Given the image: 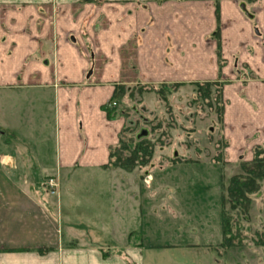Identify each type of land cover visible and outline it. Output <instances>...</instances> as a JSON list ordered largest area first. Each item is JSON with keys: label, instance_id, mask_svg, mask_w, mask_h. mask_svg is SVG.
Here are the masks:
<instances>
[{"label": "crops", "instance_id": "0c3cea01", "mask_svg": "<svg viewBox=\"0 0 264 264\" xmlns=\"http://www.w3.org/2000/svg\"><path fill=\"white\" fill-rule=\"evenodd\" d=\"M206 82L221 85L227 162L252 160L264 147V0H0V264L182 252L119 231L118 201L173 225L179 213L159 194L176 186L110 166L125 126L114 96Z\"/></svg>", "mask_w": 264, "mask_h": 264}, {"label": "rangeland", "instance_id": "374dc122", "mask_svg": "<svg viewBox=\"0 0 264 264\" xmlns=\"http://www.w3.org/2000/svg\"><path fill=\"white\" fill-rule=\"evenodd\" d=\"M147 88L143 89L141 97L137 91L133 98L121 99L118 109L126 113L128 126L122 136L125 141L136 143L138 135L143 130L148 131L155 155L144 169L154 179L162 178L166 184L176 186L159 194L177 203L179 223L169 224L166 217L156 221L147 211L139 218L135 205L123 200L118 201L119 208L120 203H124L123 209L120 208L119 231L135 232L140 228L151 235L152 244L184 245L182 252L180 247L173 249L174 256L157 257L147 252L145 264H264V245L255 243L257 239L260 243L264 241V181L260 192L253 196L250 216L232 218L234 244L225 249L220 247V191L227 179L240 172L239 164L245 160L235 164L226 160L219 94L213 88L214 95L208 100L195 98V88L186 86L178 88L163 102ZM108 195L116 201L110 190Z\"/></svg>", "mask_w": 264, "mask_h": 264}, {"label": "trees", "instance_id": "16d2710c", "mask_svg": "<svg viewBox=\"0 0 264 264\" xmlns=\"http://www.w3.org/2000/svg\"><path fill=\"white\" fill-rule=\"evenodd\" d=\"M194 86L196 88L195 98L200 97L208 100V98L214 95V92L212 91L214 88L215 92L219 94L221 101V85L219 83H196ZM179 87V85H163L159 89L156 87H150V89L156 93L161 101L167 102L168 97ZM144 88L135 87L128 91L125 87H122L117 91L114 97L120 98V100L126 96L133 98L137 91H140V95L138 96L141 97ZM218 112L219 111L217 110V113ZM222 112L223 110L220 111V118H222ZM117 114L124 118L127 117L124 111H120ZM111 116H113V114H111ZM127 127L128 126H126L125 123L118 145L111 150L109 164L112 167H120L128 171L136 168H144L152 161L155 155V146L150 143L151 141L148 138L147 130H143L138 135L136 143L125 141L122 135L127 130ZM239 170L240 172L227 179L221 188L220 213L222 238L220 247L222 249L231 247L232 243L234 244V237L232 235V218L240 216L249 217L254 201L253 196L261 190L262 182L264 181V147H257L254 151L252 160L242 161L239 164ZM256 236L258 237L259 235ZM263 242L264 241L260 243L259 239H257L255 243L258 245H264ZM216 264L226 263L216 262Z\"/></svg>", "mask_w": 264, "mask_h": 264}, {"label": "built area", "instance_id": "2783aa9c", "mask_svg": "<svg viewBox=\"0 0 264 264\" xmlns=\"http://www.w3.org/2000/svg\"><path fill=\"white\" fill-rule=\"evenodd\" d=\"M116 103L112 102L110 107H115ZM48 188H49V192L51 195H55L57 194V190H58V182L56 178H49L46 182Z\"/></svg>", "mask_w": 264, "mask_h": 264}]
</instances>
